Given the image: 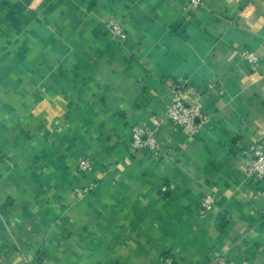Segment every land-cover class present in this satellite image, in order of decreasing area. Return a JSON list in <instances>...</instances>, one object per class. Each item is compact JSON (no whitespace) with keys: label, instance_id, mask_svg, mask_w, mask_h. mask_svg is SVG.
Wrapping results in <instances>:
<instances>
[{"label":"crops","instance_id":"obj_1","mask_svg":"<svg viewBox=\"0 0 264 264\" xmlns=\"http://www.w3.org/2000/svg\"><path fill=\"white\" fill-rule=\"evenodd\" d=\"M182 79L192 135L166 116ZM158 122L166 156L133 150ZM260 141L264 0H0V264H264Z\"/></svg>","mask_w":264,"mask_h":264},{"label":"built area","instance_id":"obj_2","mask_svg":"<svg viewBox=\"0 0 264 264\" xmlns=\"http://www.w3.org/2000/svg\"><path fill=\"white\" fill-rule=\"evenodd\" d=\"M202 0H190L191 7H197ZM109 29L119 38L125 39L126 32L119 23V20L112 18L108 21ZM243 56L249 61L250 68L257 69V56L253 51L244 50ZM172 99L166 108V116L174 125V127L182 129L189 135L197 133L207 122L208 115L203 111L199 101H189L185 98V94L190 90V84L187 80H176L172 83ZM161 123L154 126L136 124L132 126L130 139L131 148L133 150L145 149L149 150L155 156H166L163 151L161 141L159 139V130ZM80 169L89 171L93 169V162L90 157L83 156L79 161ZM247 177L256 181L264 180V142H258L253 149L252 156L248 163ZM94 184H86L76 188L78 194L88 193ZM215 195L213 193L205 194L200 200V213L207 214L215 207ZM166 264H173V260L169 256H163ZM217 264H227L224 258H219Z\"/></svg>","mask_w":264,"mask_h":264}]
</instances>
